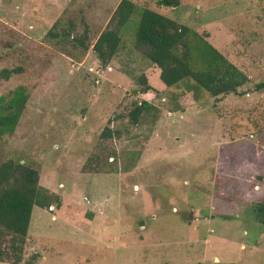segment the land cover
Wrapping results in <instances>:
<instances>
[{
  "label": "rangeland",
  "instance_id": "rangeland-1",
  "mask_svg": "<svg viewBox=\"0 0 264 264\" xmlns=\"http://www.w3.org/2000/svg\"><path fill=\"white\" fill-rule=\"evenodd\" d=\"M120 1L0 0V97L21 85L30 94L15 133L0 138V164L13 158L37 168L65 211L34 207L19 264H264L255 246L264 234L256 220L264 170L251 185L247 177L261 168H245L251 163L232 151L242 142L264 146V90L253 89L264 80V0H133L208 32L248 74L244 94L219 99L184 85L135 92L149 64L134 48L139 15L107 67L92 48L82 55L48 36L72 19L79 32L90 27L94 43ZM4 69L17 72L7 79ZM143 100L159 111L132 125L128 113ZM106 126L121 135L104 139ZM221 155L231 175L216 170Z\"/></svg>",
  "mask_w": 264,
  "mask_h": 264
},
{
  "label": "trees",
  "instance_id": "trees-1",
  "mask_svg": "<svg viewBox=\"0 0 264 264\" xmlns=\"http://www.w3.org/2000/svg\"><path fill=\"white\" fill-rule=\"evenodd\" d=\"M157 4L178 7L181 0H157ZM136 15H139V20L134 27V48L149 63L147 69L137 77L140 88L135 91L136 93H161L166 88L182 85L193 91L195 97H199L202 91L208 92L216 99L245 93V87L251 81L250 77L209 41L208 32L201 33L192 26L157 10L148 7L140 9L133 0L120 1L107 27L94 43L90 27L86 24L84 31L79 32L76 21L72 19L62 29L54 26L48 32V36L57 39L59 44H72L74 48L82 51V55L92 48L101 65L107 67L123 49V32ZM15 72L17 69L2 70L7 79ZM253 89L263 91L264 80L257 82ZM29 98L30 94L23 85L18 86L9 98L0 97V138L15 133ZM151 109L159 111L158 106L148 100L135 104L128 113L130 123L140 125ZM121 133V130L106 126L102 137L107 140L113 139L119 137ZM232 151L235 158L251 163L248 166L244 165L245 168H250L251 165L261 168L256 169L250 177H247L250 171L245 174L246 171L240 168H236L233 173L249 178L253 185L258 179L257 175L260 176L261 170H264V146L242 142ZM111 156L117 154L114 152ZM218 158L216 170L220 174L231 175L227 164L229 159L224 161L222 155ZM95 165L94 169L101 171L102 164L98 162ZM35 206L43 209L55 206L59 213H65L62 196L40 184V172L37 168L13 158L2 162L0 262L19 264L23 261ZM256 220L263 226L264 233V202L256 207ZM263 239L264 234L257 240L255 246L264 248Z\"/></svg>",
  "mask_w": 264,
  "mask_h": 264
},
{
  "label": "crops",
  "instance_id": "crops-1",
  "mask_svg": "<svg viewBox=\"0 0 264 264\" xmlns=\"http://www.w3.org/2000/svg\"><path fill=\"white\" fill-rule=\"evenodd\" d=\"M148 66H149V64L147 65V67H148ZM147 67H146V69H147ZM146 69H145V70H146ZM150 102H152V101H150ZM152 103H153V102H152ZM153 104H154V103H153ZM155 105H156V104H155ZM217 164H218V162H217ZM217 164H216V166H217Z\"/></svg>",
  "mask_w": 264,
  "mask_h": 264
},
{
  "label": "built area",
  "instance_id": "built-area-1",
  "mask_svg": "<svg viewBox=\"0 0 264 264\" xmlns=\"http://www.w3.org/2000/svg\"><path fill=\"white\" fill-rule=\"evenodd\" d=\"M94 68H92V70H93Z\"/></svg>",
  "mask_w": 264,
  "mask_h": 264
}]
</instances>
